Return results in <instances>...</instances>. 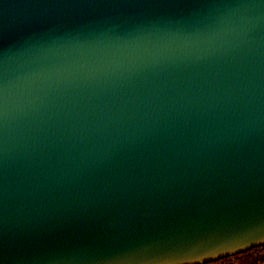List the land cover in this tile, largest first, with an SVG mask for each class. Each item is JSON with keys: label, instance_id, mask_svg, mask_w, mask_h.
I'll return each instance as SVG.
<instances>
[{"label": "water", "instance_id": "95a60500", "mask_svg": "<svg viewBox=\"0 0 264 264\" xmlns=\"http://www.w3.org/2000/svg\"><path fill=\"white\" fill-rule=\"evenodd\" d=\"M263 245L264 0H0V264Z\"/></svg>", "mask_w": 264, "mask_h": 264}, {"label": "trees", "instance_id": "16d2710c", "mask_svg": "<svg viewBox=\"0 0 264 264\" xmlns=\"http://www.w3.org/2000/svg\"><path fill=\"white\" fill-rule=\"evenodd\" d=\"M210 264H264V245Z\"/></svg>", "mask_w": 264, "mask_h": 264}, {"label": "snow or ice", "instance_id": "6c2138e0", "mask_svg": "<svg viewBox=\"0 0 264 264\" xmlns=\"http://www.w3.org/2000/svg\"><path fill=\"white\" fill-rule=\"evenodd\" d=\"M228 253H223L222 255H227ZM210 258H213V259H215V258H218V257H210Z\"/></svg>", "mask_w": 264, "mask_h": 264}, {"label": "rangeland", "instance_id": "374dc122", "mask_svg": "<svg viewBox=\"0 0 264 264\" xmlns=\"http://www.w3.org/2000/svg\"><path fill=\"white\" fill-rule=\"evenodd\" d=\"M213 263V262H212ZM210 264V263H209Z\"/></svg>", "mask_w": 264, "mask_h": 264}]
</instances>
